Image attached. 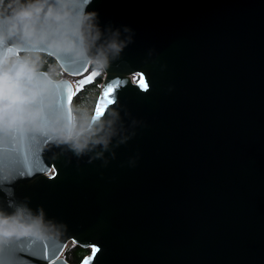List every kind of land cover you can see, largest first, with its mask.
Listing matches in <instances>:
<instances>
[{
  "label": "water",
  "instance_id": "water-1",
  "mask_svg": "<svg viewBox=\"0 0 264 264\" xmlns=\"http://www.w3.org/2000/svg\"><path fill=\"white\" fill-rule=\"evenodd\" d=\"M70 2L127 46L103 72L37 50L66 75L69 113L104 74L95 143H0V181L14 180L0 204L14 190L63 231L12 242L0 264H72L69 243L90 249L76 264H264V0Z\"/></svg>",
  "mask_w": 264,
  "mask_h": 264
},
{
  "label": "clouds",
  "instance_id": "clouds-1",
  "mask_svg": "<svg viewBox=\"0 0 264 264\" xmlns=\"http://www.w3.org/2000/svg\"><path fill=\"white\" fill-rule=\"evenodd\" d=\"M109 31L113 36L106 40L98 14L86 7L76 11L70 0H0V143L51 138L50 147H66L77 156L91 151L94 113L83 112L79 105L69 113L61 105L65 84L57 75L59 65L46 67L37 50L46 45L103 72L127 46L119 29ZM13 182L0 181V190ZM14 195L12 190L7 205L0 204V249L28 236L62 237L43 208L32 209Z\"/></svg>",
  "mask_w": 264,
  "mask_h": 264
},
{
  "label": "trees",
  "instance_id": "trees-1",
  "mask_svg": "<svg viewBox=\"0 0 264 264\" xmlns=\"http://www.w3.org/2000/svg\"><path fill=\"white\" fill-rule=\"evenodd\" d=\"M5 3H7V0H5ZM43 58L46 67L53 63L58 64L56 59H54L52 56L46 53H43ZM62 73L63 71L61 67H59V71L57 72V75L61 77ZM103 76L104 74L100 73L91 84L85 86L77 95H75L72 103V107L75 105H79L80 109L83 112L93 113L99 93V86L103 79ZM89 252L90 249L88 248L86 249L81 247L80 245H74L72 243L67 247V249L64 252V255L70 263L76 264L79 263L82 260V258Z\"/></svg>",
  "mask_w": 264,
  "mask_h": 264
},
{
  "label": "snow or ice",
  "instance_id": "snow-or-ice-1",
  "mask_svg": "<svg viewBox=\"0 0 264 264\" xmlns=\"http://www.w3.org/2000/svg\"><path fill=\"white\" fill-rule=\"evenodd\" d=\"M95 75H97V73H93V74H91L86 80L82 81L81 83L83 84V83H89V82H91V81L94 79ZM78 90H79V89H78ZM112 91H113V89H112V88H109V89L107 90V92H105V94H104L105 97H109L110 94L112 93ZM67 92H68V100H67V104L70 106V105H71V98H72V96H73L75 93H73V91H72V89H71L70 87L67 89ZM109 102H110V101H109ZM102 112H103L102 108L98 106L97 109H96V114H97V116L101 115ZM85 264H88V262L85 261Z\"/></svg>",
  "mask_w": 264,
  "mask_h": 264
},
{
  "label": "flooded vegetation",
  "instance_id": "flooded-vegetation-1",
  "mask_svg": "<svg viewBox=\"0 0 264 264\" xmlns=\"http://www.w3.org/2000/svg\"><path fill=\"white\" fill-rule=\"evenodd\" d=\"M57 65H59V64H57ZM59 67H61L60 65H59ZM90 67V69H93V67L92 66H89ZM62 76H66L64 73H62ZM61 76V77H62ZM74 82L78 79V77H71V76H69Z\"/></svg>",
  "mask_w": 264,
  "mask_h": 264
},
{
  "label": "rangeland",
  "instance_id": "rangeland-1",
  "mask_svg": "<svg viewBox=\"0 0 264 264\" xmlns=\"http://www.w3.org/2000/svg\"><path fill=\"white\" fill-rule=\"evenodd\" d=\"M71 244H72V243H69V245H71ZM69 245H68V246H69Z\"/></svg>",
  "mask_w": 264,
  "mask_h": 264
}]
</instances>
